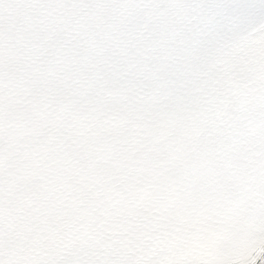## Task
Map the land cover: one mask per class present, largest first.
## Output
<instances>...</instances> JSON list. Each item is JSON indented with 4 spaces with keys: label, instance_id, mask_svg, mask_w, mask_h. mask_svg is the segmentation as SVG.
<instances>
[{
    "label": "snow or ice",
    "instance_id": "1",
    "mask_svg": "<svg viewBox=\"0 0 264 264\" xmlns=\"http://www.w3.org/2000/svg\"><path fill=\"white\" fill-rule=\"evenodd\" d=\"M0 264H264V0H0Z\"/></svg>",
    "mask_w": 264,
    "mask_h": 264
}]
</instances>
